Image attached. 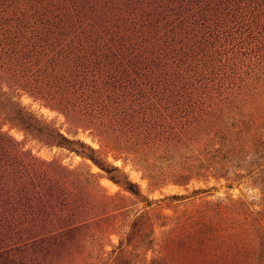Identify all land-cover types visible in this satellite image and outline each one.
Instances as JSON below:
<instances>
[{"label": "rangeland", "instance_id": "obj_1", "mask_svg": "<svg viewBox=\"0 0 264 264\" xmlns=\"http://www.w3.org/2000/svg\"><path fill=\"white\" fill-rule=\"evenodd\" d=\"M245 46L264 0H0V264H264Z\"/></svg>", "mask_w": 264, "mask_h": 264}, {"label": "trees", "instance_id": "obj_2", "mask_svg": "<svg viewBox=\"0 0 264 264\" xmlns=\"http://www.w3.org/2000/svg\"><path fill=\"white\" fill-rule=\"evenodd\" d=\"M248 47L245 46V48L242 50L241 54V60L238 61L239 65L241 67L245 66V73H246V80H249L250 83L251 82H259V84H261L263 81H264V60L263 59H260L262 58L263 56L261 55L260 57H252L251 54V50H249V52L247 51ZM218 50V49H217ZM206 52H209L207 50H205ZM210 51H211V48H210ZM215 50H212V52H214ZM217 54V53H216ZM209 55L211 54H208V53H205L203 55V57H209ZM249 57V58H248ZM200 57H198V59H196V61H200V60H203V59H199ZM214 57L212 58V63L214 62ZM216 60V59H215ZM195 61V60H194ZM204 62V61H202ZM221 63L218 62L217 65H220ZM197 66H195V68L191 69L189 72V74H186V75H179L178 77V80H180V82H184V85L187 87V90H194L195 88H197V83H199L200 81V78H203L204 81H208L209 80H212L215 81L216 80V76L221 72L220 69H217V71L213 74V78L211 76H207L205 71H203V73L201 72V70H197ZM199 68V67H198ZM237 70L236 69H233V73L232 74H229V75H225L224 77H220L217 79L218 81V90H221V88L223 87L224 88V85H225V81L228 80V84L231 82H234V78H235V75H238V66H236ZM185 73V72H184ZM200 75H199V74ZM236 73V74H235ZM183 74V73H182ZM223 75V73H222ZM230 76V77H229ZM210 77V78H209ZM189 94H193L192 91L189 92ZM238 124H241V121L235 123V126H237ZM60 136V139L63 143V142H70L69 139H67L65 136L63 135H59ZM79 142V141H78ZM80 146H85L86 148L89 149V151H92L91 147L89 146H86L83 142H79ZM88 158L93 162L95 163L99 168H101L102 170H105L106 172H109L110 169H108L107 167H105L104 165H102L97 159L96 157H94L92 154H88L87 155ZM112 170H117V167H112L111 168ZM112 180H114L115 182H118L116 181V179L114 177H111ZM125 187L126 189H128L129 191L131 192H135V184L130 182L129 180H125Z\"/></svg>", "mask_w": 264, "mask_h": 264}]
</instances>
